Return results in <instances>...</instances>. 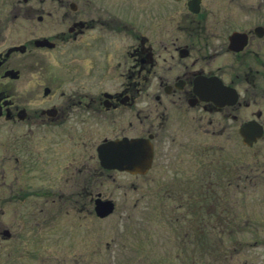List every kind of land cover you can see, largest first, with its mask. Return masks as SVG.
Returning a JSON list of instances; mask_svg holds the SVG:
<instances>
[{
    "label": "flooded vegetation",
    "instance_id": "obj_1",
    "mask_svg": "<svg viewBox=\"0 0 264 264\" xmlns=\"http://www.w3.org/2000/svg\"><path fill=\"white\" fill-rule=\"evenodd\" d=\"M244 126L261 133L246 147L264 143V0H0V245L23 257L46 240L30 229L88 248L96 221L124 231L85 260L170 264L166 246L190 244L176 257L192 247L203 262L207 223L237 228L245 177L249 264H264V165L238 175ZM138 139L152 145L147 173L103 165L102 145ZM150 177L156 189H141ZM145 219L166 244L137 237Z\"/></svg>",
    "mask_w": 264,
    "mask_h": 264
},
{
    "label": "rangeland",
    "instance_id": "obj_2",
    "mask_svg": "<svg viewBox=\"0 0 264 264\" xmlns=\"http://www.w3.org/2000/svg\"><path fill=\"white\" fill-rule=\"evenodd\" d=\"M236 164L238 167V175L249 174V166H257L259 165L263 168L264 165V143H262L259 147H255L254 149L246 147L238 135V139L236 141ZM161 172V169L158 173ZM154 173V172H153ZM149 179V178H148ZM146 181L140 182L141 189H156L152 178ZM120 183L126 185V189L130 188V185L134 183L131 179L119 177ZM261 179L259 190L264 191V180ZM161 184V183H160ZM237 184L239 185V191H245L244 194H238L237 198H235L236 203L233 206L234 212L237 216V228L234 231H230L229 229H224L222 225L220 226L216 220H213L212 224L207 223L205 228V237H204V245H205V257L203 262L198 261V253L193 251L194 256H192V247L189 251L190 259L186 261L185 257L183 259H178L176 257L177 253H185V247H189L190 244H186L183 247L177 244V246H172L168 244L166 249L170 250L173 248L174 250V259L170 264H249V207L251 204L249 203V181L243 177L242 179L237 180ZM256 201H260L257 198ZM222 200V199H220ZM134 201V198H133ZM133 201L131 205L133 204ZM261 204H256L255 207H259L256 211H259ZM142 221V220H141ZM143 222H147L146 227L141 230V234L137 235L138 238H142L146 240L147 238L151 239H162L165 236V230L159 228L152 219L143 220ZM94 221L91 227V231L87 234L86 232H82L81 240H86L88 248H86L83 243H79L77 247L73 246H65L64 243L61 245L55 244L54 240H57L56 232L50 229H30L29 231V240L30 243H34L38 241L41 237L46 238V240H42L43 244L41 245V252H36L38 258L33 259L32 257L28 258L27 256L23 257L25 254V245L23 244H5L0 245V264H120V262H110V261H102L97 260L98 257L95 256L94 260L88 259L85 260L86 253L95 254L98 252H87L86 249H92L94 251L103 250V245L107 241H112V239L119 237L120 234L123 233V227H118L112 229L110 233L107 231L109 228L106 225L96 224ZM93 228V230H92ZM260 231V230H259ZM21 238V229H16L14 231ZM147 232V234H145ZM130 230L126 229V235L124 239H133L135 236L129 234ZM43 236H42V235ZM261 234V233H260ZM91 235V236H90ZM51 238L49 242L48 239ZM175 237V236H174ZM22 240V239H21ZM163 244H166V240L162 239ZM174 244L177 243L175 239H173ZM172 246V247H171ZM155 247V246H154ZM182 247V251L181 248ZM161 249V248H160ZM6 254H11L15 257V260L12 262H8V257H5ZM55 256H59L60 258L55 260ZM77 258V259H74ZM193 259L195 261H193ZM143 263V262H142ZM138 264V263H137ZM141 264V263H140Z\"/></svg>",
    "mask_w": 264,
    "mask_h": 264
},
{
    "label": "water",
    "instance_id": "obj_3",
    "mask_svg": "<svg viewBox=\"0 0 264 264\" xmlns=\"http://www.w3.org/2000/svg\"><path fill=\"white\" fill-rule=\"evenodd\" d=\"M247 128L244 127L241 133L245 137V143L251 145L261 133L247 137ZM100 158L106 167L143 174L151 167L153 149L151 143L144 139L109 142L100 147Z\"/></svg>",
    "mask_w": 264,
    "mask_h": 264
}]
</instances>
